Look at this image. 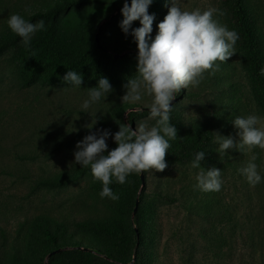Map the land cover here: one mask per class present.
I'll return each instance as SVG.
<instances>
[{"label": "trees", "instance_id": "16d2710c", "mask_svg": "<svg viewBox=\"0 0 264 264\" xmlns=\"http://www.w3.org/2000/svg\"><path fill=\"white\" fill-rule=\"evenodd\" d=\"M0 1V19L3 18V23H0L2 41L10 39L13 35L6 23L13 13H19L31 22L43 19L50 23L38 41L19 51L13 58L20 70L22 88L32 87L39 81L49 86L69 85L62 80L67 70H77L84 80L90 76L88 72L92 69L94 78L98 79L103 77L116 59L114 53L117 52H127L120 59L121 63L127 66L137 64L136 43L131 35H125L119 27L123 19L121 12L119 22L108 28H101L100 45L91 36L92 26L97 23V27L99 24L96 22L98 18L108 20L113 8L121 4L119 0H33L30 3L24 0ZM220 1L218 10H221L223 15H218V18L225 21L230 30L238 33L239 39L235 46L241 58L242 69L249 79L251 95L258 110L264 114V75H260V69L264 68V38L257 27L254 10L250 7L249 0ZM170 7V0H153L149 6V14L155 15L151 34L153 37L158 30L157 24L163 20ZM79 8L85 16L81 36L71 35L76 19L69 16L64 21L62 36L57 40L60 17L70 15ZM219 22L222 24L220 20ZM139 26V21L132 24L133 28ZM3 45L4 43L1 46ZM54 48L57 51H54ZM77 49L80 50L79 58L70 61V54H74ZM216 77L220 78L219 75ZM218 85L224 88L223 93L228 94L227 99H219L221 111L217 109L214 113L227 112L231 118L240 115L244 106L240 97L236 99L237 90L231 85L230 91L223 82H218ZM200 86L201 83L197 87L181 89L171 103L173 108L170 122L177 129V138L169 141L171 147L165 156L168 167L162 172L156 171L160 176L172 165L191 164L197 151L206 152L202 163L213 160L215 151H211V141L216 121L200 123L196 116L187 114V104L183 102L189 98H197ZM127 109L128 104L116 105L124 124L128 123L132 130H135L136 123H146L149 126L155 123L154 120L150 122L148 119V108L137 111L130 109L125 123L123 115ZM231 121L232 119L223 121V116L218 119V122H224V125L218 127H222L227 135L232 134ZM116 146L114 142L108 149L112 150ZM88 173H91L90 168H80L79 164H75L74 168L65 173V178L67 182H71ZM145 173H141L144 175V185L138 173L128 176L125 184L112 183L110 187L119 195L117 201L102 199L99 195L101 182L95 181L92 176L88 185L89 196L95 204L102 206V212L97 209L93 217L75 223L73 230L65 221L47 213H40L20 222L13 241L0 249V264H144L145 251L141 241L158 232L156 226L151 223L157 216L154 204H142L151 186ZM60 178L49 177L45 182L60 185ZM152 184L154 196L175 200V197H171L159 186V182ZM218 194V191L208 194L195 204L184 203L183 208L187 213H195L198 219L205 221L201 224L198 220L200 225L196 229L195 239L188 243L185 249L188 255L183 258L191 264H224L226 259L232 258L238 261V264H264V201L250 200L248 212L237 213L236 206L240 203L235 200L236 205L231 209V204H222V201H219ZM248 196L252 199L253 195L249 193ZM4 232L2 231L1 235L6 239ZM199 256L202 259L197 261Z\"/></svg>", "mask_w": 264, "mask_h": 264}, {"label": "rangeland", "instance_id": "374dc122", "mask_svg": "<svg viewBox=\"0 0 264 264\" xmlns=\"http://www.w3.org/2000/svg\"><path fill=\"white\" fill-rule=\"evenodd\" d=\"M24 1L30 3L33 0ZM119 1L121 4L113 8L108 20L100 17L96 21L99 22L98 26L96 27L97 23L92 26L91 36L98 45L101 44V28H108L121 20L120 10L125 0ZM127 2L130 5V0ZM220 2V0H179L180 6L189 11L195 8L203 10L209 7L218 9ZM1 5L0 14L2 15ZM249 5L254 10L257 27L264 38V0H249ZM69 16L76 19L71 35L81 36L85 16L82 9L79 8L70 15L66 14L60 17L57 40H60L64 21ZM214 18L219 19L218 15ZM219 20L222 25L228 27L225 21ZM0 23H3V18L0 19ZM49 24V21H45V30ZM45 30L37 32L33 36L31 44L38 41ZM3 43L4 45L1 46ZM94 44L95 42H93ZM0 48L1 249L3 245H9L13 241L20 222L37 214H50L65 221L73 230L76 227L75 223L93 217V213L97 209L103 211L102 206L95 204L89 196L88 185L92 180L91 173L81 175L71 182L66 181L65 173L74 168L73 153L76 150L77 142L90 134V131L108 129L114 134L119 130V126L124 125L122 117L116 110V105L123 103L122 97L125 94L123 85L129 77L137 75V64L127 66L121 63L120 59L127 54L125 51L114 53L118 57L103 75L109 79L113 91L108 95L106 101L89 109V115L86 112H81V104L87 98V87H94L97 83V79L94 78V70H89L90 76L83 80L81 88L71 85H43L41 81L32 87L22 88L20 70L15 65L13 58L26 47L21 43V38L13 33L8 40L0 39ZM54 51L57 49L54 48ZM79 51L77 49L74 54L71 53L69 60H77ZM235 51L236 53L226 62L220 63L219 70L214 75H208L207 72L204 74L197 98L183 101L187 104V108H185L187 114L196 116L202 124L208 120L216 121L214 131L225 136H227V132H224L222 127H218L224 125V122H218V119L221 116H223V121L232 118L227 112L224 114L221 112V115L214 113L217 109V111H221L219 110V99H227L228 94L222 92L224 88L219 86L218 82L227 84L230 91L232 86L237 90L236 99L240 97L244 106V110L240 113L241 116L255 114L264 118V114L259 112L251 95L249 79L242 69L241 58L237 53L236 46ZM216 75H219L220 78ZM151 101L152 97L145 95L141 102L123 103L129 105V109L123 115L125 123L130 109L135 111L149 109ZM237 101L239 102V100ZM96 119V124L89 130L86 126H91V123H95ZM261 123L264 124V119L261 120ZM136 124L138 125V123ZM231 135L236 138L234 127H232ZM107 144L108 148L114 144L111 137ZM211 147L213 152L217 145L211 141ZM253 156L258 171L264 177V149L258 147L242 152L228 150L226 155H219L215 151L213 160H206L202 163L206 169L216 167L222 170L223 182L218 191L219 201H222V204H231V209H233L236 205L235 200H237L240 203L239 206H236L237 213L246 214L249 210L250 200L264 201V181L251 186L237 171L245 166ZM198 171V169L191 168V164L172 165L161 176L155 170L145 171L146 179L151 186L147 190L142 204L148 202L154 204L157 216L151 220V223L156 226L158 232L150 234V237L143 238L141 241V246L145 251L144 264H191L185 260L188 255V251L185 249L188 247V243L194 241L196 229L200 223L204 224L205 220L198 219L195 213H187L183 208L184 203H198L197 200L216 192L202 191L195 186V176ZM140 175L138 173V177ZM56 176L61 177L60 185L45 182L47 178ZM158 182L165 192L171 197H175L174 201L152 194V183ZM249 193L253 195L252 199L248 196ZM2 231H5L6 239L1 235ZM152 252L155 253L152 254ZM201 259L199 256L197 261ZM233 259H226L224 264H238V261Z\"/></svg>", "mask_w": 264, "mask_h": 264}, {"label": "clouds", "instance_id": "9594fccd", "mask_svg": "<svg viewBox=\"0 0 264 264\" xmlns=\"http://www.w3.org/2000/svg\"><path fill=\"white\" fill-rule=\"evenodd\" d=\"M170 2L171 7L157 24L154 37L151 34L155 15L148 12L153 0H130V5L125 0L120 10L123 19L119 27L125 35L133 37L137 46V75L129 77L123 85L125 94L122 102H141L145 95H150L148 119L155 123L151 126L140 123L135 130L124 124L114 134L108 129H97L77 142L73 165L90 168L93 179L101 182L99 195L102 199L119 200V195L110 187L114 182L125 184L133 173L162 172L168 167L165 156L171 147L169 141L177 138V129L170 122L171 102L181 89L197 87L206 72L214 75L220 63L236 53L238 33L214 18L223 15L221 10L209 7L189 11L180 6L179 0ZM134 21H139L140 26L133 28ZM6 23L25 47H30L33 36L46 27L43 19L33 23L19 13L11 14ZM260 75H264V68L260 69ZM62 80L65 84L81 88L83 77L77 70H67ZM112 91L109 79L99 77L94 87H87V98L81 104V112L90 115L88 110L106 101ZM262 119L255 114L232 118L236 138L213 132V143L217 145L215 151L226 155L228 150L264 149ZM96 122L97 119L86 127L91 130ZM109 137L117 145L112 150L108 149ZM205 155V151H197L191 161V168L199 170L195 186L202 191H219L223 182L222 170L203 167ZM254 161L253 156L237 170L251 186L264 181Z\"/></svg>", "mask_w": 264, "mask_h": 264}, {"label": "water", "instance_id": "95a60500", "mask_svg": "<svg viewBox=\"0 0 264 264\" xmlns=\"http://www.w3.org/2000/svg\"><path fill=\"white\" fill-rule=\"evenodd\" d=\"M115 57L117 58L118 56L115 55ZM171 103H172V102H171ZM141 179L143 180V185H144V175H143V174H141Z\"/></svg>", "mask_w": 264, "mask_h": 264}]
</instances>
